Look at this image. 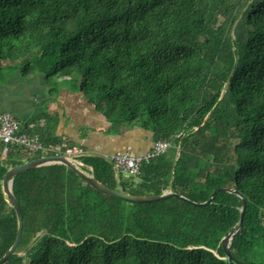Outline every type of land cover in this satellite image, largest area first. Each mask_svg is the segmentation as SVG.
Instances as JSON below:
<instances>
[{
    "label": "trees",
    "instance_id": "obj_1",
    "mask_svg": "<svg viewBox=\"0 0 264 264\" xmlns=\"http://www.w3.org/2000/svg\"><path fill=\"white\" fill-rule=\"evenodd\" d=\"M6 69L78 78L111 132L141 127L172 144L135 178L83 156L82 170L108 188L158 196L173 183L198 204L237 192L205 207L134 204L63 165L26 171L13 180L23 232L7 264H238L222 240L240 223V197L232 255L264 264V0H0V77ZM1 152L0 259L18 231L4 176L44 155Z\"/></svg>",
    "mask_w": 264,
    "mask_h": 264
},
{
    "label": "crops",
    "instance_id": "obj_2",
    "mask_svg": "<svg viewBox=\"0 0 264 264\" xmlns=\"http://www.w3.org/2000/svg\"><path fill=\"white\" fill-rule=\"evenodd\" d=\"M7 113L21 132L37 133L45 143L79 146L84 156H143L155 143L152 132L141 127L111 132L107 119L83 96L80 81L69 78L50 82L41 74L24 77L18 69H6L0 77V116Z\"/></svg>",
    "mask_w": 264,
    "mask_h": 264
},
{
    "label": "water",
    "instance_id": "obj_3",
    "mask_svg": "<svg viewBox=\"0 0 264 264\" xmlns=\"http://www.w3.org/2000/svg\"><path fill=\"white\" fill-rule=\"evenodd\" d=\"M230 79H231V76H230L228 82L226 83V85L224 87V90H223L222 95H221V99L225 96L226 92L229 89ZM207 120H208V117L205 119L203 125H205ZM180 152H181V150L179 149L176 160H178ZM99 157L104 158V159H108V158H105L102 156H99ZM49 165H63L65 167L69 168L70 170L74 171L90 187H92L96 191L102 193L103 195L108 196V197H112L115 199H119V200H122V201H125L128 203H134V204H147V203L164 201V200H168L171 198H176V199L184 200V201L190 203L191 205H194L197 207H205V206H210L213 203L217 193H219V192H229L232 194H237L236 191L215 190L214 193L211 195L208 202L198 204V203H194V202L189 201L188 199L182 197L181 195L176 194L174 191L173 183H171L170 190L164 192L161 195H158V196H155V195H153V196H133V195L125 193L124 191H116V190H112V189L108 188L107 186L100 183L97 179H95V177L92 174H87L80 167L76 166L75 164H73L70 160L66 159L65 157H43V158H39V159H36L34 161H31V162H28V163H25V164H22V165H19V166H16V167L10 169L7 172V174L4 176L3 184H2L3 192H4L5 197L8 199L10 206L16 212L17 220H18V231H17V236H16V240H15L14 244L9 249V251L5 254V256L0 259V264H7L11 260L12 256L15 254V252L18 248V245H19L20 240L22 238V232H23V216H22L21 210L19 208V205L17 203V200L14 197L13 192H12L13 180L16 176H18L19 174H21L23 172L35 170L37 168H40L43 166H49ZM82 167H85V166L82 165ZM240 198L242 200L240 223H239L238 227L234 228L231 232L226 234V236L222 240V246H223V250L227 256V259L230 262H235L238 264H247V263H242V262L236 261L232 255V252H231L232 241L235 238V236L242 230L243 220H244V216H245L246 209H247L246 199H244L242 197H240Z\"/></svg>",
    "mask_w": 264,
    "mask_h": 264
},
{
    "label": "built area",
    "instance_id": "obj_4",
    "mask_svg": "<svg viewBox=\"0 0 264 264\" xmlns=\"http://www.w3.org/2000/svg\"><path fill=\"white\" fill-rule=\"evenodd\" d=\"M0 144L2 156H7L12 150H20L25 154H50L49 157H65L73 164L80 167L83 163L80 159L85 151L79 146H52L46 147L37 133L20 131V123L12 114L0 116ZM172 147L170 142H155L151 151L143 156H133L129 152L118 153L112 156L116 173L123 172L127 177H138L143 164H148L152 159L164 155Z\"/></svg>",
    "mask_w": 264,
    "mask_h": 264
},
{
    "label": "rangeland",
    "instance_id": "obj_5",
    "mask_svg": "<svg viewBox=\"0 0 264 264\" xmlns=\"http://www.w3.org/2000/svg\"><path fill=\"white\" fill-rule=\"evenodd\" d=\"M71 81L73 82V83H76V82H79L80 81V79H78V78H76V79H71ZM30 157H36L37 155H39V154H28ZM43 156H48L47 154H44Z\"/></svg>",
    "mask_w": 264,
    "mask_h": 264
}]
</instances>
